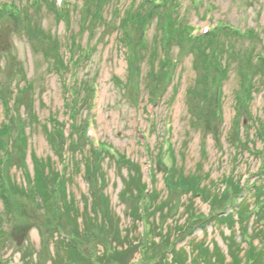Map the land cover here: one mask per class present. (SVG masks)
<instances>
[{
    "label": "rangeland",
    "instance_id": "374dc122",
    "mask_svg": "<svg viewBox=\"0 0 264 264\" xmlns=\"http://www.w3.org/2000/svg\"><path fill=\"white\" fill-rule=\"evenodd\" d=\"M149 1L0 0V264H264V0Z\"/></svg>",
    "mask_w": 264,
    "mask_h": 264
},
{
    "label": "trees",
    "instance_id": "16d2710c",
    "mask_svg": "<svg viewBox=\"0 0 264 264\" xmlns=\"http://www.w3.org/2000/svg\"><path fill=\"white\" fill-rule=\"evenodd\" d=\"M35 1V0H34ZM164 1V4L162 5V7H161V3H160V1H158V0H150L149 2H150V7L148 8V10H147V8L143 5L142 6V9H138L137 7H134V8H132L131 10H128V11H125L124 12V14H123V18H120L121 20H122V22H120L119 23V27L118 28H120L121 29V32H120V35H121V37H122V41H123V43H124V45L125 46H127L128 45V42L130 43V40H128V38H127V36H126V29H127V27L129 26H137V25H144L145 23H146V20H145V14L147 13V11H149V15H152L153 13H154V10L155 9H158L159 7H161V9H160V11H159V13H156V19L157 20H161L162 18H166V17H168L169 15H170V13L171 12H168V10L166 9V6H165V3H166V1L167 0H163ZM96 2V1H95ZM33 4H37V3H33ZM53 6H51L52 7V12H53V14L56 16V17H59V15L60 14H58V13H60V12H62V11H60L59 9H61V8H59V7H57V5H55V3L54 4H52ZM139 7H141V6H139ZM3 9L1 8V10L0 11H2ZM7 12H8V14L10 15V17H12V18H14V19H16V20H18V19H23V16H21L20 18H19V15H18V13H17V11L16 10H14V9H7ZM2 15V14H1ZM162 15H164L163 17H162ZM172 15V14H171ZM176 17H178V16H176ZM120 20V21H121ZM117 28V29H118ZM213 32H214V30H212L209 34H207V35H204V36H199V37H192L191 36V38H192V41H195V43H194V46H195V44L196 43H202V42H200V40H202V39H204V38H206V37H208V36H210V35H212L213 34ZM144 33L145 32H141V37L142 38H144L145 36H144ZM168 35H167V37H166V44L167 45H169V44H173L174 42H179V39L180 38H182V36H183V28H182V26L180 25L178 28H176L175 26H173V27H171L170 29H169V31H168V33H167ZM215 37H218V36H212L211 38H209L205 43H204V45L203 44H201V46L199 47V48H197V49H201V48H203V47H205V48H209V45L211 44V43H214V40H215ZM124 39V40H123ZM126 43V44H125ZM203 45V46H202ZM129 47V46H128ZM136 47H139V44L136 46ZM196 47V46H195ZM146 48V45L144 46V49ZM152 53V54H151ZM150 54L152 55L151 57H153V56H156V55H158V53L157 54H154V52H151V48H150ZM161 56H163L162 54H160ZM162 60H164L165 61V59H163L162 58ZM169 61V58L167 59V62ZM173 59H171V63L175 66V63H173ZM160 63V65L158 66V68L157 69H153V71H158L159 69H161V72H162V75H163V77L166 79V77H167V75H166V72L169 70L168 69V66L169 65H171L170 63H162V62H159ZM175 70V69H174ZM252 88V86H249V88ZM67 88H68V86H67ZM250 88V89H251ZM69 89V88H68ZM70 91H71V89H70ZM249 91H247V93H248ZM69 93V92H68ZM11 97V96H10ZM7 100H11L10 98L9 99H7ZM9 102V101H8ZM74 103V102H73ZM67 104H69L68 103V98H67V101H66V107H69ZM76 104H77V101H76ZM70 108H72V107H70ZM9 121H12V118H10L9 119ZM1 130H2V133L0 134V144L2 145V143H3V137H5V136H7L8 135V127L6 126V125H4L2 128H1ZM85 133H86V131L85 132H82V139L84 138L85 140H86V137H85ZM26 137V136H25ZM25 142H26V138H23V140H20V142H19V144H18V146L19 147H23L24 145H25ZM85 143H87V141L85 142ZM71 146V143H69L68 144V148ZM3 147V145H2V149L0 148V151L2 152V154H3V158H2V160H0V178H2V176L4 175L3 174V172H2V166H6L7 165V162L8 161H10L11 160V158H10V149H8V147H6V148H4ZM93 148V150L94 151H92L91 150V153H93L92 155H94V156H96V157H98V158H101V157H107V158H111L112 160H114L113 159V156H112V154H109V152H110V150L108 151V150H106V149H104L103 147H101L102 149H99V150H97V148H95V147H92ZM115 161V160H114ZM113 161V162H114ZM3 174V175H2ZM65 174H61V176L63 177ZM61 176L58 174V181H62L61 179ZM5 179L8 181V182H10V178L9 177H5ZM2 182H3V180L1 179V184H2ZM5 189V188H4ZM7 190V189H6ZM56 191V188L54 189V192ZM143 191V190H142ZM146 193V192H145ZM150 194V195H149ZM148 196H152V195H154V192H150V193H148L147 194ZM212 199V198H211ZM213 200V199H212ZM212 203H214L213 205L215 206V204H216V201H214L213 200V202ZM234 204V202H231V205H233ZM235 204L237 205L238 204V202L236 201L235 202ZM239 205V204H238ZM237 205V206H238ZM212 207V206H211ZM215 213H213V215H214ZM217 215H218V213H217ZM138 217V216H137ZM60 232H62L63 234H65V235H67V236H69V237H71V238H75L73 235H69V234H66L62 229H59L58 230V234H60ZM61 235H59V237H60ZM65 240V239H64ZM71 242H74V240L73 239H71ZM61 243H63L65 246H67L68 247V245H69V242H64V241H62ZM79 242H77V245L79 246V244H78ZM68 244V245H67ZM72 244V243H71ZM72 245H74V244H72ZM77 245H74V247L73 246H70V247H68L70 250H72L80 259H82V260H84V261H86V260H88L89 261V259H87L85 256H84V254L79 250V248H78V246ZM80 247V246H79ZM80 249H81V247H80ZM259 255H260V253H258ZM259 257V256H258ZM258 257L256 256V257H253V258H251V257H248V264L250 263V264H255L256 262H257V259H258ZM218 258V257H217ZM94 259H96V258H94ZM91 260V264H96V263H98V264H105V263H101L99 260ZM221 259V258H220ZM209 261H210V259H209ZM208 261V264H210V262ZM110 264H119V263H110Z\"/></svg>",
    "mask_w": 264,
    "mask_h": 264
},
{
    "label": "bare ground",
    "instance_id": "6f19581e",
    "mask_svg": "<svg viewBox=\"0 0 264 264\" xmlns=\"http://www.w3.org/2000/svg\"><path fill=\"white\" fill-rule=\"evenodd\" d=\"M64 9V8H63ZM105 147V146H104Z\"/></svg>",
    "mask_w": 264,
    "mask_h": 264
}]
</instances>
